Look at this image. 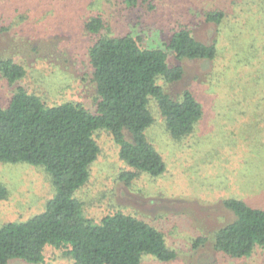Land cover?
Listing matches in <instances>:
<instances>
[{
    "label": "rangeland",
    "instance_id": "1",
    "mask_svg": "<svg viewBox=\"0 0 264 264\" xmlns=\"http://www.w3.org/2000/svg\"><path fill=\"white\" fill-rule=\"evenodd\" d=\"M43 1L48 5V0ZM101 1L103 7H110V2ZM243 1L230 4L235 8L234 16L230 12L233 29L229 18L219 25L203 18L205 10L227 6L230 0H155V8L146 12L137 7L130 19L115 12L117 29L140 35L144 44H161L162 27L186 24L197 39L216 43L219 51L213 61L179 62L171 57V65L183 66V77L172 83L157 82L171 96L185 88L192 90L204 107L193 133L174 141L151 101L154 122L147 136L165 161L161 175L139 173L127 183L120 174L132 169L119 158L109 132L94 134L99 156L77 196L89 218L98 220L119 210L163 232L177 257L161 261L145 255L142 264H264V247L239 260L214 252L211 246L213 232L234 216L223 204L226 198L264 205V5L263 13L254 15L240 12L247 8ZM257 5L251 2L248 7L254 10ZM51 8L42 9L44 28L52 26L46 35L32 32L30 27L10 33L0 29V57L9 56L20 63L27 90L47 103L70 101L95 110V86L85 56L87 36L80 25H69L72 18L64 13L49 16L46 10ZM10 97L11 89L0 72V104L5 105ZM0 189L4 192L0 196V226L42 212L54 193L45 168L27 162H0ZM201 236L206 240L194 244ZM64 251L47 246L41 264H70ZM7 264L32 263L15 259Z\"/></svg>",
    "mask_w": 264,
    "mask_h": 264
},
{
    "label": "trees",
    "instance_id": "2",
    "mask_svg": "<svg viewBox=\"0 0 264 264\" xmlns=\"http://www.w3.org/2000/svg\"><path fill=\"white\" fill-rule=\"evenodd\" d=\"M42 1L0 0V24L11 21L1 24L0 29L10 33L30 27L32 32L46 35L52 26L44 28L42 9L49 6L53 7L46 10L49 16L64 13V17H71L69 25H80L89 42L85 56L96 104L95 110L70 101L49 104L27 90L20 63L9 56L0 57L1 75L11 89L8 102L0 104V162L41 165L54 186L42 212L0 226V264L15 259L41 264L49 245L64 248L70 264H142L145 255L174 260L177 252L162 231L119 210L98 220L89 218L77 192L88 183L99 156L94 134L101 130L109 132L118 146L119 158L132 169L120 174L127 183L139 173L156 177L165 171L162 155L147 136L154 122L151 101L174 141L193 133L204 107L192 90L185 88L171 96L157 82L172 83L183 77V66L171 65V57L179 62L215 60L219 52L216 43L197 39L186 24L162 27V43L158 45L144 44L140 35L117 29L118 21L113 22L116 11L121 12L122 19L125 15L130 19L137 7L146 12L155 8V0H107L109 8L103 7L101 0H48V5ZM232 1L205 10L204 20L219 25L229 18L233 29ZM251 2L258 4L257 9L248 7ZM242 4L247 8H240V12L263 13L264 0H244ZM239 17L238 13V21ZM35 25L44 31L33 29ZM3 194L0 189V196ZM223 204L234 216L213 232L212 249L233 259L248 258L264 247V205L235 197L226 198ZM205 240L198 237L194 244Z\"/></svg>",
    "mask_w": 264,
    "mask_h": 264
}]
</instances>
